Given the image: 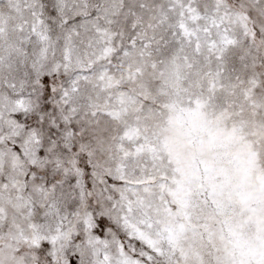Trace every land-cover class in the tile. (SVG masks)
I'll use <instances>...</instances> for the list:
<instances>
[{"label": "snow or ice", "instance_id": "1", "mask_svg": "<svg viewBox=\"0 0 264 264\" xmlns=\"http://www.w3.org/2000/svg\"><path fill=\"white\" fill-rule=\"evenodd\" d=\"M0 264H264V0H0Z\"/></svg>", "mask_w": 264, "mask_h": 264}]
</instances>
